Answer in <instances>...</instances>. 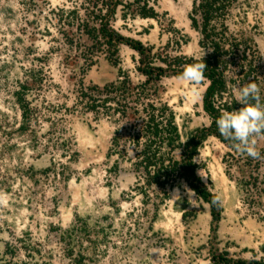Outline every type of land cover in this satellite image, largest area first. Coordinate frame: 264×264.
<instances>
[{
    "label": "rangeland",
    "instance_id": "1",
    "mask_svg": "<svg viewBox=\"0 0 264 264\" xmlns=\"http://www.w3.org/2000/svg\"><path fill=\"white\" fill-rule=\"evenodd\" d=\"M194 1L150 0L156 16L142 18L130 1L0 0V264H264V135L254 138L260 158L220 135L199 145L193 163L216 217L185 181L149 187L147 171L133 165L149 143L134 135L150 102L171 108L184 144L212 124L207 75L185 87L168 61L202 60L217 44L227 88L215 105L239 110L236 93L250 82L264 103V0H218L208 37L192 23L204 17ZM101 21L151 48L163 70L125 95L133 123L114 110L119 95L95 111L84 96L121 73L133 85L146 80L130 43L109 50ZM191 91L201 100L188 109ZM173 156L181 160L182 148Z\"/></svg>",
    "mask_w": 264,
    "mask_h": 264
},
{
    "label": "trees",
    "instance_id": "2",
    "mask_svg": "<svg viewBox=\"0 0 264 264\" xmlns=\"http://www.w3.org/2000/svg\"><path fill=\"white\" fill-rule=\"evenodd\" d=\"M120 3L128 4L132 2L140 8V17L150 18L155 17V9L151 6L150 0H118ZM218 0H200L194 1L193 7L201 8L204 11V17L202 21H198L192 18V23L197 27L199 31L206 37L207 27L210 25L213 12L218 10ZM130 5V3H129ZM100 32L102 37L108 42L109 50L116 55L119 50V44L126 42L123 38H120L116 33L110 32L108 26L104 21H101ZM97 35H95V39ZM130 43L132 48L136 50L140 55L138 70L145 76V82L140 85H133L131 80L126 74H120V77L124 75V78L116 82L111 83L103 88L95 87V93L87 91L84 96L90 100L92 111L97 109V101L99 103H107L112 101L114 97L119 95L118 101L115 100V111L123 116L128 112V120L133 123L137 117L136 112L124 107L123 99L125 95L130 94L133 91H144L147 85H150L155 80L157 81L162 77L163 70L160 67H155L153 61L150 60L151 48H146L142 43L133 41ZM220 52L219 46L214 44L211 54L202 60L192 61L183 57L175 58L174 61L166 62L169 68H174V73L180 76L184 68L188 65L195 63H205L206 68L204 75H207L210 80V85L205 92L204 97V109L212 117V124L209 129H202L196 132L195 135L190 136L188 141L184 144L181 141V134L179 127L176 123V116L174 112L166 104L157 105L155 101L150 102L144 108L143 112L139 113L146 117V124L141 133L134 135V141L139 140L141 137H147L149 143L142 151V160H135L133 165L135 168L142 166L148 173L147 183L151 187H159L163 190L174 187L180 180L185 181L190 188L205 202L212 206V215L217 216L215 212V196L211 194L206 185L202 182L201 178L197 175V166L193 163V157L198 151L199 145L203 143L210 134L221 136L216 125V119L219 117L222 109L220 106H216L214 103L215 96H220L227 88L226 80L222 75L223 67L218 59V53ZM93 89V88H91ZM226 110L231 111V108L227 105L223 106ZM119 130L116 132L113 138V144H117L119 138ZM182 148L183 156L181 160H176L173 156L174 150ZM115 149L111 150L112 153ZM162 150L168 152V158H165ZM146 194V193H145ZM169 196L168 192H165V197ZM224 259V258H223ZM224 264H257L256 262L247 263L246 261L233 262L229 259H224ZM215 264H219L215 262ZM262 264V263H261Z\"/></svg>",
    "mask_w": 264,
    "mask_h": 264
},
{
    "label": "clouds",
    "instance_id": "3",
    "mask_svg": "<svg viewBox=\"0 0 264 264\" xmlns=\"http://www.w3.org/2000/svg\"><path fill=\"white\" fill-rule=\"evenodd\" d=\"M205 63H195L184 68L179 79L193 85L194 90L205 79ZM260 87L255 82L239 88L235 101L243 105L239 110L221 111L216 119L219 133L225 139L235 141L236 149L253 158H260L255 137L264 135V103L260 99Z\"/></svg>",
    "mask_w": 264,
    "mask_h": 264
},
{
    "label": "bare ground",
    "instance_id": "4",
    "mask_svg": "<svg viewBox=\"0 0 264 264\" xmlns=\"http://www.w3.org/2000/svg\"><path fill=\"white\" fill-rule=\"evenodd\" d=\"M180 83L184 84V86L186 87L188 82H187V81H181ZM189 98H190V100H189V105H188V107H186V108H188V109H191V108H192V105H193L195 102L201 100V99H200V98H199L194 92H192V91L189 93ZM224 181H226V180H223V182H224ZM249 226H250V228L253 229V230L256 228V226H255L253 223H250Z\"/></svg>",
    "mask_w": 264,
    "mask_h": 264
},
{
    "label": "built area",
    "instance_id": "5",
    "mask_svg": "<svg viewBox=\"0 0 264 264\" xmlns=\"http://www.w3.org/2000/svg\"><path fill=\"white\" fill-rule=\"evenodd\" d=\"M110 10L108 9V12H109ZM140 16V15H139ZM136 51V50H135ZM137 52V51H136ZM138 53V52H137ZM138 55H139V53H138ZM139 58H140V55H139ZM209 83V84H208ZM207 85H210V81H208L207 82ZM209 87V86H208ZM202 200V199H201Z\"/></svg>",
    "mask_w": 264,
    "mask_h": 264
}]
</instances>
